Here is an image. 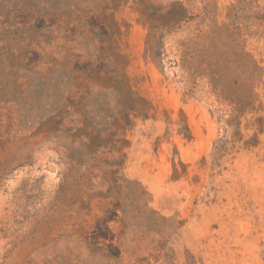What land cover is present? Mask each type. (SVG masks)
Wrapping results in <instances>:
<instances>
[{"label": "rangeland", "instance_id": "obj_1", "mask_svg": "<svg viewBox=\"0 0 264 264\" xmlns=\"http://www.w3.org/2000/svg\"><path fill=\"white\" fill-rule=\"evenodd\" d=\"M0 264H264V0H0Z\"/></svg>", "mask_w": 264, "mask_h": 264}, {"label": "trees", "instance_id": "obj_2", "mask_svg": "<svg viewBox=\"0 0 264 264\" xmlns=\"http://www.w3.org/2000/svg\"><path fill=\"white\" fill-rule=\"evenodd\" d=\"M132 110L133 109H131V108L129 109V107H128V108L123 109L121 113H124L126 115V117H128L130 114H132L131 113Z\"/></svg>", "mask_w": 264, "mask_h": 264}]
</instances>
